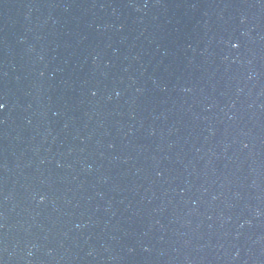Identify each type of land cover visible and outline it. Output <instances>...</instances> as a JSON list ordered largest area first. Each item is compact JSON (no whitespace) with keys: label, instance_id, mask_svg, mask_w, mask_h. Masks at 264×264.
I'll return each mask as SVG.
<instances>
[{"label":"water","instance_id":"95a60500","mask_svg":"<svg viewBox=\"0 0 264 264\" xmlns=\"http://www.w3.org/2000/svg\"><path fill=\"white\" fill-rule=\"evenodd\" d=\"M0 264H264V0H0Z\"/></svg>","mask_w":264,"mask_h":264},{"label":"snow or ice","instance_id":"6c2138e0","mask_svg":"<svg viewBox=\"0 0 264 264\" xmlns=\"http://www.w3.org/2000/svg\"><path fill=\"white\" fill-rule=\"evenodd\" d=\"M4 107V105L3 104H0V109H2Z\"/></svg>","mask_w":264,"mask_h":264}]
</instances>
